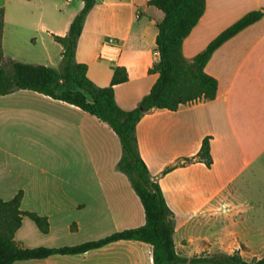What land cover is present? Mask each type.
<instances>
[{
    "label": "crops",
    "instance_id": "1",
    "mask_svg": "<svg viewBox=\"0 0 264 264\" xmlns=\"http://www.w3.org/2000/svg\"><path fill=\"white\" fill-rule=\"evenodd\" d=\"M148 1L98 0L76 47V61L87 65L97 86L111 84L116 66L125 68L128 79L114 86L125 110L137 107L158 77L149 69L159 60L156 38L164 13ZM83 5L0 0L4 57L60 68L63 46L54 36L68 33ZM253 10L264 11V0H206L203 16L184 39V57L192 60ZM110 36L122 48L116 62L100 58ZM205 72L218 81L216 97L145 112L136 126L138 147L174 214L176 251H237L245 259L252 255L254 225L264 226V16L219 46ZM64 88L77 89L72 83ZM206 137L211 166L196 159ZM121 154L116 132L78 106L29 89L0 95V199L22 191L20 208L46 216L50 225L44 234L23 217L15 239L25 247L74 246L143 225L142 201L116 168ZM191 246L195 254H186ZM152 251L143 241L118 240L13 264H153Z\"/></svg>",
    "mask_w": 264,
    "mask_h": 264
},
{
    "label": "trees",
    "instance_id": "2",
    "mask_svg": "<svg viewBox=\"0 0 264 264\" xmlns=\"http://www.w3.org/2000/svg\"><path fill=\"white\" fill-rule=\"evenodd\" d=\"M82 1L84 5L73 18L68 33L65 36H54L63 46L58 69L4 57L1 50L4 9L0 8V95L19 89L37 91L78 106L106 122L116 132L122 146L116 168L127 175L140 197L145 211V223L74 246L25 247L15 239L23 217L31 219L44 234L49 232L50 225L46 216L20 208L23 192L19 191L9 200L0 199V264L41 259L53 254L84 253L118 240H139L151 244L153 264H264V256L246 260L237 251L232 254L201 253L193 256H183L176 251L174 214L159 183L151 177L140 155L136 135L138 121L152 108L174 111L182 105L213 100L217 95L218 81L205 72L207 62L225 41L261 19L264 11L253 10L246 13L189 61L182 52L183 42L203 16L206 0H149L148 4L164 13L156 38L159 60L149 69L150 73H158V77L138 106L125 110L118 105L114 91L116 84L128 79L125 68L116 66L111 84L100 87L87 76V65L75 59L84 21L98 0ZM70 83L77 89L64 88ZM196 159L211 166L209 137L204 138Z\"/></svg>",
    "mask_w": 264,
    "mask_h": 264
},
{
    "label": "rangeland",
    "instance_id": "3",
    "mask_svg": "<svg viewBox=\"0 0 264 264\" xmlns=\"http://www.w3.org/2000/svg\"><path fill=\"white\" fill-rule=\"evenodd\" d=\"M74 87H75V85H74ZM255 213L257 214V211ZM261 228L264 229V226L259 225V224L254 225V227H253L252 236H253L254 240L250 241L252 249L249 251L252 255L249 257L247 256L246 257L247 259H252V258H254V256H263L264 255V232ZM96 239H99V238H96ZM195 249L196 248L191 246L185 252H186V254L193 255V254H195L194 253L196 251ZM202 253L208 254L206 252H202Z\"/></svg>",
    "mask_w": 264,
    "mask_h": 264
},
{
    "label": "built area",
    "instance_id": "4",
    "mask_svg": "<svg viewBox=\"0 0 264 264\" xmlns=\"http://www.w3.org/2000/svg\"><path fill=\"white\" fill-rule=\"evenodd\" d=\"M121 45L115 37H107L100 48V58L110 62H116L121 55Z\"/></svg>",
    "mask_w": 264,
    "mask_h": 264
}]
</instances>
